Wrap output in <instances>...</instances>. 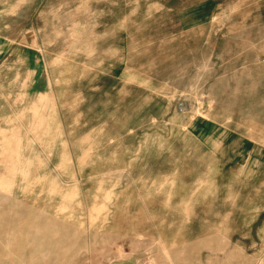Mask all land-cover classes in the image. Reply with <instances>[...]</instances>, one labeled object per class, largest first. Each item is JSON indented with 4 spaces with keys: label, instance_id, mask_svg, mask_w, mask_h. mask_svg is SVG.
Returning a JSON list of instances; mask_svg holds the SVG:
<instances>
[{
    "label": "rangeland",
    "instance_id": "obj_1",
    "mask_svg": "<svg viewBox=\"0 0 264 264\" xmlns=\"http://www.w3.org/2000/svg\"><path fill=\"white\" fill-rule=\"evenodd\" d=\"M0 264H264V0H0Z\"/></svg>",
    "mask_w": 264,
    "mask_h": 264
}]
</instances>
